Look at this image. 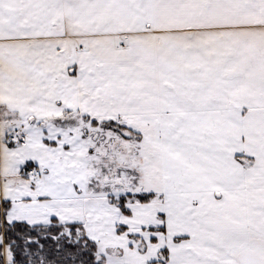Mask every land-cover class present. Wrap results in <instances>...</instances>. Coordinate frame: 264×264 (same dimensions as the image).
<instances>
[{"label":"snow or ice","instance_id":"1","mask_svg":"<svg viewBox=\"0 0 264 264\" xmlns=\"http://www.w3.org/2000/svg\"><path fill=\"white\" fill-rule=\"evenodd\" d=\"M0 264H264V0H0Z\"/></svg>","mask_w":264,"mask_h":264}]
</instances>
